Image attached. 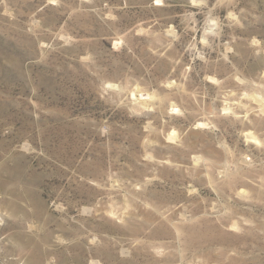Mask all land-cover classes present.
I'll list each match as a JSON object with an SVG mask.
<instances>
[{"label":"rangeland","instance_id":"rangeland-1","mask_svg":"<svg viewBox=\"0 0 264 264\" xmlns=\"http://www.w3.org/2000/svg\"><path fill=\"white\" fill-rule=\"evenodd\" d=\"M0 264H264V0H0Z\"/></svg>","mask_w":264,"mask_h":264}]
</instances>
